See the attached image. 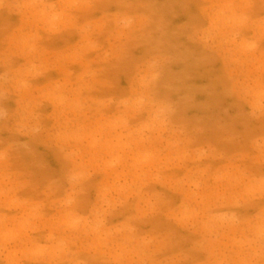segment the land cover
<instances>
[{"label": "rangeland", "instance_id": "374dc122", "mask_svg": "<svg viewBox=\"0 0 264 264\" xmlns=\"http://www.w3.org/2000/svg\"><path fill=\"white\" fill-rule=\"evenodd\" d=\"M0 264H264V0H0Z\"/></svg>", "mask_w": 264, "mask_h": 264}, {"label": "bare ground", "instance_id": "6f19581e", "mask_svg": "<svg viewBox=\"0 0 264 264\" xmlns=\"http://www.w3.org/2000/svg\"><path fill=\"white\" fill-rule=\"evenodd\" d=\"M262 187V186H261Z\"/></svg>", "mask_w": 264, "mask_h": 264}]
</instances>
